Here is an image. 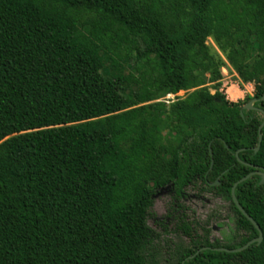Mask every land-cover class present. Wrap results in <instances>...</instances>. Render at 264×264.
Wrapping results in <instances>:
<instances>
[{
	"label": "trees",
	"instance_id": "16d2710c",
	"mask_svg": "<svg viewBox=\"0 0 264 264\" xmlns=\"http://www.w3.org/2000/svg\"><path fill=\"white\" fill-rule=\"evenodd\" d=\"M222 1L0 0V264H154L147 253L158 237L147 225L154 196L171 186L178 203L196 182L230 202L239 241H194L181 220L192 246L178 264H264L258 175L237 185L235 198L259 226L261 243L212 250L258 236L230 193L254 172L245 164L264 172V126L254 152L264 113V0H242L238 13L218 11ZM86 14L97 17L90 28L81 23ZM214 35L255 51L235 49L227 59L241 54L236 72L254 83L257 110L201 88L168 107L176 140L161 138L154 104L70 124L122 102L120 87L106 86L101 74L113 50L125 45L137 62L156 60L158 82L142 72L125 80L151 102L204 85L215 64L205 41ZM215 68L212 80L220 78ZM96 126L106 130L101 140Z\"/></svg>",
	"mask_w": 264,
	"mask_h": 264
},
{
	"label": "rangeland",
	"instance_id": "374dc122",
	"mask_svg": "<svg viewBox=\"0 0 264 264\" xmlns=\"http://www.w3.org/2000/svg\"><path fill=\"white\" fill-rule=\"evenodd\" d=\"M244 5L242 0H223L218 4V11L240 12V8ZM93 17L90 14L83 15L81 23L90 28ZM237 29V28H236ZM114 39L122 42V34L116 33L112 35ZM224 40V39H223ZM217 43L214 36H210L205 41L208 54L213 56L215 64H218L220 78L212 80L215 76V64L211 66L209 72L203 73L204 85L182 90L176 95H166L149 102L145 97L136 95V87L127 88L125 80L128 75L136 76L140 72L145 73L147 81L158 82V67L154 58L148 61H136L134 55L128 46L123 45L110 58H104V67L102 76L104 84L110 85L116 83L121 90L123 100L119 104L106 106L100 104L99 109L90 115L91 119L84 120L82 117L72 119L71 125L84 123L86 121H98L107 116L114 115L131 108H138L155 105V110L163 116V123L159 127L161 138L164 141L176 140L177 135L174 131L175 119L171 115H167L169 105L176 101L177 98L185 99L195 90L206 89L211 95L220 93L224 98L231 102L242 100L245 105L253 101L254 83L242 81L237 72L236 66H241V54L232 52L235 58L234 62L227 59L230 51H241L246 49L250 56L255 55V51L245 45L235 44L233 48L226 46L224 41ZM246 55V52L245 54ZM246 57H248L246 55ZM95 136L102 139L106 133L104 127H94ZM184 220L191 229L194 241L208 240L209 242H217L220 245H232L239 241L235 232V215L230 208V202L220 196L214 195L206 191L205 187L196 182L194 185L187 187L185 196L180 202L176 203L173 199V189L167 186L160 189L153 198V206L151 216L147 220V225L158 235L157 239L147 249L149 259L154 264H178L181 255L192 246L191 240L185 236L181 229L180 223Z\"/></svg>",
	"mask_w": 264,
	"mask_h": 264
},
{
	"label": "water",
	"instance_id": "95a60500",
	"mask_svg": "<svg viewBox=\"0 0 264 264\" xmlns=\"http://www.w3.org/2000/svg\"><path fill=\"white\" fill-rule=\"evenodd\" d=\"M260 100H264V96H262L260 98ZM257 100H253L251 102H248L244 108L245 109H248V110H257L256 108L253 107V104L256 103ZM262 115H263V121L261 123V125L259 126V129H258V133H259V138H258V144L256 146V148L254 149V152H257L259 147H260V143H261V140H262V135H261V129L262 127L264 126V113L261 112ZM210 151V156L212 155L211 153V150ZM235 157L238 159V152L235 153ZM238 161H240L238 159ZM212 164L213 162H211V166L210 168L212 167ZM246 166L254 169V172L246 175L245 177L241 178L240 180H238L236 183H234V185L232 186L231 188V198H232V201L233 203L235 204L236 208L238 209V211L243 215L245 216L250 222L251 224L255 227V229L257 230L258 232V236L254 239H252L251 241H249L246 245H244L243 247H240V248H236V249H228V248H225V247H221V248H213L212 250L213 251H216V252H225V253H237V252H241L243 250H245L246 248H248L250 245L254 244V243H257V244H260L261 241H262V232L259 228V226L256 224V222L250 217L248 216V214L244 211V209L240 206V204L238 203L237 199L235 198V189L237 187V185H239L240 183H243L245 182L246 180H248L250 177L252 176H260L261 177V180H260V185L264 184V172H261L260 171V168L257 167V166H253V165H250V164H245ZM213 185H219V182L216 181Z\"/></svg>",
	"mask_w": 264,
	"mask_h": 264
},
{
	"label": "flooded vegetation",
	"instance_id": "af4514ba",
	"mask_svg": "<svg viewBox=\"0 0 264 264\" xmlns=\"http://www.w3.org/2000/svg\"><path fill=\"white\" fill-rule=\"evenodd\" d=\"M200 183H201V182H200ZM217 186H218V185H217ZM189 187H190V186H189ZM185 190H186V189H185ZM184 193H185V192H184ZM184 196H185V194H184ZM184 196H183V197H184ZM183 197H182V198H183ZM182 198H181V199H182ZM174 201H175V200H174ZM180 201H181V200H180ZM180 201H179V202H180ZM175 202H176V201H175ZM176 203H177V202H176Z\"/></svg>",
	"mask_w": 264,
	"mask_h": 264
}]
</instances>
